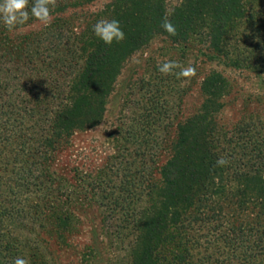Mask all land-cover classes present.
<instances>
[{
    "label": "trees",
    "instance_id": "trees-1",
    "mask_svg": "<svg viewBox=\"0 0 264 264\" xmlns=\"http://www.w3.org/2000/svg\"><path fill=\"white\" fill-rule=\"evenodd\" d=\"M248 1L184 0L170 12L164 0H116L103 14L119 22L125 38L110 46L93 32L98 21L79 38L56 28L57 33L49 29L36 39L25 36L16 46L10 38L13 30L0 20V186L9 190V202L0 208V238L9 242V227L29 219L52 217L58 233L69 224L70 215L56 206L59 186L52 183L58 175L49 168L53 155L77 131L99 124L127 58L156 36L187 44L192 34L203 35L206 29L213 59L254 69L253 57L242 55L229 41L248 13ZM32 4L29 0V12ZM68 4L56 0L51 15L63 13ZM166 16L175 35L161 27ZM35 21L30 15L17 28ZM62 49V59L47 62ZM44 50L49 57L42 61ZM38 61L44 64L43 76L35 79L30 71ZM256 66L263 69L264 60ZM53 68L71 71L66 87ZM50 78L59 84L56 90L48 87ZM206 83L203 114L180 125L176 151L162 168V185L155 188L156 196L142 217L134 219L132 264H264V126L250 122L236 134H222L216 117L225 106L221 100L229 93V82L212 74ZM60 97V104L52 105ZM221 158L223 165L217 163ZM33 194H42L43 201H31Z\"/></svg>",
    "mask_w": 264,
    "mask_h": 264
},
{
    "label": "rangeland",
    "instance_id": "rangeland-1",
    "mask_svg": "<svg viewBox=\"0 0 264 264\" xmlns=\"http://www.w3.org/2000/svg\"><path fill=\"white\" fill-rule=\"evenodd\" d=\"M82 1L68 0V8L52 14L47 26L35 21L14 29L10 34L14 45L21 44L25 36L36 39L56 28H62L60 32L67 37L79 38L93 23L106 19L103 12L116 0ZM164 1L173 12L184 0ZM77 2L82 3L74 6ZM247 10L229 41L242 55L253 57L254 69L232 67L225 58L213 59L206 29L203 35L192 34L187 44L156 36L127 58L101 109L99 124L77 131L53 155L49 166L58 175L52 183L59 186L56 206L70 215L69 224L58 233L52 217L14 223L8 234L12 239L0 238L6 239L0 248V264H14L17 257L26 264H132L137 235L134 219L142 217L156 196L155 188L162 185V168L176 151L180 125L203 114L206 80L219 74L229 82V93L221 100L225 106L216 117L222 134H236L239 126L250 122L264 126V67L259 70L256 66L264 60V0H249ZM58 15L60 24L55 26ZM58 52L47 62L62 59L63 49ZM47 56L44 50L39 58ZM165 61L176 62L178 67L164 75L157 65ZM43 65L36 62V69L30 71L32 78L43 76ZM186 67L194 71L177 78L175 73ZM52 70L62 88L66 87L71 71ZM52 80L47 84L55 89L59 84ZM8 194V186H0V208L9 202ZM42 197L33 194L30 198L43 201Z\"/></svg>",
    "mask_w": 264,
    "mask_h": 264
},
{
    "label": "clouds",
    "instance_id": "clouds-1",
    "mask_svg": "<svg viewBox=\"0 0 264 264\" xmlns=\"http://www.w3.org/2000/svg\"><path fill=\"white\" fill-rule=\"evenodd\" d=\"M28 3L29 0H0V20H2L4 26L9 31L16 29L18 25L25 24L29 20L30 15L42 25L47 26L51 23V9L55 7L56 0H33L30 12L28 10ZM161 27L170 35H175V28L171 21L167 19V16L163 20ZM93 32L109 46L114 41L121 42L125 38L120 24L116 20H99L93 25ZM157 67L162 74L168 75L178 65L173 61H165L162 64H158ZM192 71L194 70L186 67L175 73V75L177 78L187 77ZM217 163L223 165L225 161L221 158ZM14 264H26V261L17 257Z\"/></svg>",
    "mask_w": 264,
    "mask_h": 264
}]
</instances>
